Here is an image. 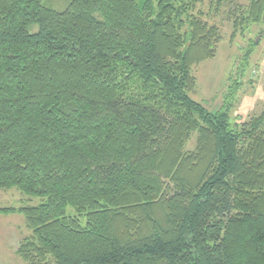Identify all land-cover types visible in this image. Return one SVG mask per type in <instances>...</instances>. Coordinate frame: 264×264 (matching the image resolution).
<instances>
[{
    "label": "trees",
    "instance_id": "16d2710c",
    "mask_svg": "<svg viewBox=\"0 0 264 264\" xmlns=\"http://www.w3.org/2000/svg\"><path fill=\"white\" fill-rule=\"evenodd\" d=\"M43 1L0 0V189L42 200L0 210L24 262L264 264V112L191 96L221 41L204 0Z\"/></svg>",
    "mask_w": 264,
    "mask_h": 264
},
{
    "label": "rangeland",
    "instance_id": "374dc122",
    "mask_svg": "<svg viewBox=\"0 0 264 264\" xmlns=\"http://www.w3.org/2000/svg\"><path fill=\"white\" fill-rule=\"evenodd\" d=\"M71 1L44 0L43 5L64 11ZM250 3L251 0H204L195 11L210 27L218 28L221 41L214 58L195 66L197 85L191 96L209 111L217 112L232 89L238 87L229 113L232 124L238 126L249 123L264 112V23L243 22ZM236 23L239 29L234 33ZM31 30L36 31L37 26ZM245 60L247 66L241 76ZM196 142L197 135L194 134L187 151H194ZM41 201L15 188L0 189V210L37 206ZM31 233L24 215L0 212V264H26L17 251Z\"/></svg>",
    "mask_w": 264,
    "mask_h": 264
}]
</instances>
